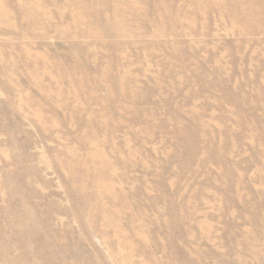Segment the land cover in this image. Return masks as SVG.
I'll return each instance as SVG.
<instances>
[{"label":"rangeland","instance_id":"rangeland-1","mask_svg":"<svg viewBox=\"0 0 264 264\" xmlns=\"http://www.w3.org/2000/svg\"><path fill=\"white\" fill-rule=\"evenodd\" d=\"M0 264H264V0H0Z\"/></svg>","mask_w":264,"mask_h":264}]
</instances>
